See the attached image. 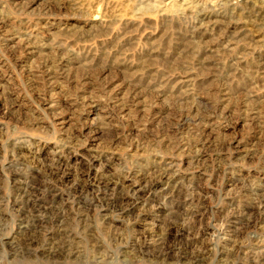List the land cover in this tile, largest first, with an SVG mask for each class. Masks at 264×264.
<instances>
[{
  "label": "rangeland",
  "instance_id": "1",
  "mask_svg": "<svg viewBox=\"0 0 264 264\" xmlns=\"http://www.w3.org/2000/svg\"><path fill=\"white\" fill-rule=\"evenodd\" d=\"M0 264H264V0H0Z\"/></svg>",
  "mask_w": 264,
  "mask_h": 264
},
{
  "label": "bare ground",
  "instance_id": "2",
  "mask_svg": "<svg viewBox=\"0 0 264 264\" xmlns=\"http://www.w3.org/2000/svg\"><path fill=\"white\" fill-rule=\"evenodd\" d=\"M222 247V246H221Z\"/></svg>",
  "mask_w": 264,
  "mask_h": 264
}]
</instances>
